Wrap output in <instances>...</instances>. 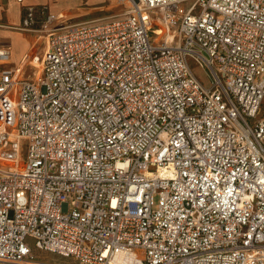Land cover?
Segmentation results:
<instances>
[{"label":"built area","instance_id":"obj_1","mask_svg":"<svg viewBox=\"0 0 264 264\" xmlns=\"http://www.w3.org/2000/svg\"><path fill=\"white\" fill-rule=\"evenodd\" d=\"M187 1L0 23V264H264V0Z\"/></svg>","mask_w":264,"mask_h":264},{"label":"rangeland","instance_id":"obj_2","mask_svg":"<svg viewBox=\"0 0 264 264\" xmlns=\"http://www.w3.org/2000/svg\"><path fill=\"white\" fill-rule=\"evenodd\" d=\"M193 1L194 0L187 1L185 3L186 6L189 7ZM69 4H70L69 6L71 7L67 9H62V10H58L60 8L59 6L61 5L59 3L52 4L49 2L47 3V6L49 7L50 13L52 14L64 13L65 15L69 16L73 22L99 21L103 19H108L110 17H113L125 11L124 7L117 6L114 3L112 4L111 2L107 0H104L98 4H93L92 2L88 0H82V1L79 0V2H71ZM64 5L62 6L68 7ZM93 5H104L105 10L102 11L103 8L99 7V9L95 12H99V11H102V12H99V13L88 12L89 10L90 11L92 10L91 8ZM0 10H1L0 18H2V23L9 24L8 19L12 17V12L13 11L17 12L18 10H20V7L16 4L15 0H2L0 3ZM88 13H91V15L87 16ZM26 15H27V9L23 8L22 16L25 18ZM15 26L17 29H9V28L3 29V31L1 32V35L5 37L8 42H12L11 43L12 46H15V42L12 40L18 37L19 38L18 41L21 45H23V47L26 48V45L30 47L31 43H29L28 40L30 39L31 42H33V40L35 39V35H34L35 33L28 29H24L25 27L23 24H15ZM28 49L29 48L23 49L24 50L23 56L27 54V52L29 51ZM35 49H36V46L34 48V52H35ZM39 57H40V52L38 54V58ZM195 71L197 75L199 76V78L203 81V83L206 86H209L211 82V78H210V75L207 73V71L203 69L202 67H198V66H195ZM158 199H159L158 195H155L156 202L158 201ZM28 241L31 244H33L32 239H28ZM33 253L37 258H40L48 262H54V263H59V264H65V263L70 262L69 258L60 256L56 253L49 252L46 250H40V249L34 248Z\"/></svg>","mask_w":264,"mask_h":264},{"label":"crops","instance_id":"obj_3","mask_svg":"<svg viewBox=\"0 0 264 264\" xmlns=\"http://www.w3.org/2000/svg\"><path fill=\"white\" fill-rule=\"evenodd\" d=\"M1 1L2 0H0V3H1ZM80 1H82V0H80ZM88 1L92 2L93 4H98V3H100V2H102L104 0H88ZM107 1H109V0H107ZM15 2L20 7V10H18L17 12H14L13 11L12 12V17L9 18V19H8L7 15H6L9 24L2 23V18H0V21H1L0 23L5 24V25H8V26H15V24H22V21L24 19V17L22 16L23 8L27 9L26 6H29V5H33V6L47 5V3H49V2L52 3V4L53 3H59L61 5L59 6L60 8L58 10H62V9H67V8L71 7V6H69L70 5L69 3H71V2H79V0H26L24 3H19L17 0H15ZM64 4H66V5H64ZM62 5L68 6V7H63ZM99 7L100 8H103L102 11L105 10L104 9L105 8L104 5H93L92 8H91L92 10L91 11L89 10L88 12H91V13H99V12H102V11L95 12V11H97L99 9ZM0 13H1V10H0ZM91 13H88L87 16H90ZM2 31H3V29L1 30V32ZM16 36H18V35H16ZM18 39L19 38L17 37L14 40H12V41L15 42V46H12V44H11L12 42H9L10 43V46H11V48L13 50L12 60H13V63H15V64H20V63L24 62L25 57L27 56V54L30 52V49H31V45H30V47H28L26 45V48L23 47V45H21L19 43ZM28 42L29 43H32L30 39L28 40ZM27 48H29L28 49L29 51L27 52V54H25L23 56V53H24V50L23 49H27Z\"/></svg>","mask_w":264,"mask_h":264},{"label":"bare ground","instance_id":"obj_4","mask_svg":"<svg viewBox=\"0 0 264 264\" xmlns=\"http://www.w3.org/2000/svg\"><path fill=\"white\" fill-rule=\"evenodd\" d=\"M115 264H138L134 253H119L114 261Z\"/></svg>","mask_w":264,"mask_h":264}]
</instances>
